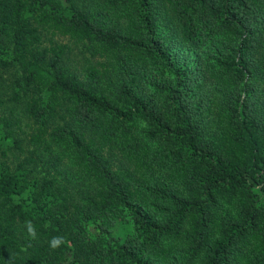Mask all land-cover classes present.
<instances>
[{
	"label": "trees",
	"instance_id": "trees-1",
	"mask_svg": "<svg viewBox=\"0 0 264 264\" xmlns=\"http://www.w3.org/2000/svg\"><path fill=\"white\" fill-rule=\"evenodd\" d=\"M0 264H264V0H0Z\"/></svg>",
	"mask_w": 264,
	"mask_h": 264
},
{
	"label": "rangeland",
	"instance_id": "rangeland-1",
	"mask_svg": "<svg viewBox=\"0 0 264 264\" xmlns=\"http://www.w3.org/2000/svg\"><path fill=\"white\" fill-rule=\"evenodd\" d=\"M111 19H114L111 16ZM52 41H57L59 43L61 42H66L67 43V48L68 49V57L69 60L72 62V65L76 67L77 70L82 71L83 73L87 70L88 66H93L96 64L95 58L89 57L87 53H84L80 50L78 51L79 48L76 44L71 43L67 41L65 38H62L60 36L54 35L52 36ZM65 49V51H66ZM177 50V49H176ZM178 55L183 56L186 60L189 62H193L192 55L189 52H186L185 49L180 48L178 50ZM97 67V66H96ZM6 88L7 85H6ZM14 105L12 102H6L5 104V109L3 110L2 114L6 115L8 114L9 111V106ZM15 106V105H14ZM12 114L15 116H18L21 118L20 111L15 108V110L12 112ZM6 116H11V115H6ZM25 130V129H24ZM131 224L127 222H116L112 227H111V234L115 238H120L121 236L127 234L128 232L131 231ZM87 231L88 233L94 232V229L92 227V224L87 225Z\"/></svg>",
	"mask_w": 264,
	"mask_h": 264
},
{
	"label": "clouds",
	"instance_id": "clouds-1",
	"mask_svg": "<svg viewBox=\"0 0 264 264\" xmlns=\"http://www.w3.org/2000/svg\"><path fill=\"white\" fill-rule=\"evenodd\" d=\"M26 226H27V233L28 236L31 239H36V232H35V228L32 225L31 222H26ZM64 242V238L63 237H53L52 240L50 241V248L55 251L62 243Z\"/></svg>",
	"mask_w": 264,
	"mask_h": 264
}]
</instances>
